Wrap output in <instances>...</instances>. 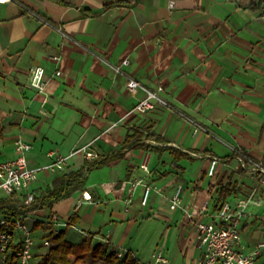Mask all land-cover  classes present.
I'll return each mask as SVG.
<instances>
[{
	"label": "crops",
	"instance_id": "1",
	"mask_svg": "<svg viewBox=\"0 0 264 264\" xmlns=\"http://www.w3.org/2000/svg\"><path fill=\"white\" fill-rule=\"evenodd\" d=\"M251 1L0 3V159L17 157L14 143L19 137L32 145L27 154L30 168L48 164L53 155L68 157L62 171L37 174L31 186L36 196L52 189L56 177L85 169L81 183L52 209L28 213L29 226L36 220L52 222L56 231L67 229L68 239H77H69L74 243L98 232L97 243H109L122 255L129 252L140 264L142 259L153 263L159 248L169 264L176 253L181 264H197L202 256L198 234L194 227L189 235L182 229L184 212L211 220L220 183L233 171H238L240 192L230 201L257 186L253 175L228 160L233 148L264 159V1L257 11L248 7ZM125 60L129 64L123 65ZM117 65L121 73L112 68ZM38 66L46 72L42 92L31 86L32 70ZM58 69L60 76L55 74ZM128 78L151 90L163 87L160 94L173 108L135 111L145 93L130 92ZM195 123L206 131L195 134ZM133 127L167 142L144 136L147 144L175 147L190 158L176 168L169 151L160 154L126 145ZM83 147L95 158L87 160L77 152ZM118 153L123 157L87 171ZM213 157L219 161L210 176ZM145 159L149 173L141 168ZM147 187L150 193L143 205ZM84 193L91 199L85 200ZM176 195L182 204L174 210ZM205 206L207 213L201 217ZM75 213L79 220L68 228ZM190 220L187 224L194 226ZM158 224L163 230L159 244ZM263 225L264 203L241 225L242 252L251 253L264 242ZM35 234L39 238L44 231ZM258 263L264 264V252Z\"/></svg>",
	"mask_w": 264,
	"mask_h": 264
},
{
	"label": "built area",
	"instance_id": "2",
	"mask_svg": "<svg viewBox=\"0 0 264 264\" xmlns=\"http://www.w3.org/2000/svg\"><path fill=\"white\" fill-rule=\"evenodd\" d=\"M10 1L0 0V3H8ZM54 59L60 60L59 57H54ZM122 64L127 65L129 61L125 60ZM112 68L117 73L122 72L121 66L117 65ZM55 74L60 76L62 72L58 69ZM45 75V69L41 66L32 70L31 86L39 92L44 90ZM127 89L130 92L142 90L145 93V98L135 107V111L139 113L145 114L158 107L173 108L160 94L163 91V87L151 90L138 80L128 78ZM200 131H206L205 127L195 123L194 133L196 134ZM14 147L18 154L16 158L11 160L0 159V195L20 196L25 204H30L36 199L31 186L36 180L37 174L44 170L52 172L62 171L65 168L68 157L53 155L48 164L33 169L30 168L27 159V154L32 149V145L19 137L15 140ZM232 151L237 154L236 161L239 163V168L254 175L257 186L263 185L264 162L252 158V156L250 157L242 148H233ZM77 152H83L87 160L95 158V154L88 150L87 147H83ZM218 161L217 157L212 158L208 173L210 176L214 175ZM141 168L149 173L147 159L144 160ZM140 183L141 180H138L133 185ZM149 193L150 187H147L142 201L143 205L147 204ZM84 199L90 200L91 195L84 193ZM179 199L178 195L174 197L172 208H175L180 202ZM255 203L257 202L250 197L248 199L226 201L216 209L213 218L208 221L193 219V216L190 215V219H193L194 228L198 234V246L202 251V256L197 264H259V257L264 252V242L259 243L251 253H244L241 250V225L252 214L250 207L253 204L255 205ZM207 210V206L203 207L199 216L202 217L207 213ZM57 220V216H53V221L56 222ZM27 222V217H0V252L5 254L9 250L11 242H20L21 249L18 251V264H31L34 247L36 246L32 227ZM119 256H122V254L119 253ZM152 257L154 262L151 264H169V259L165 256L163 248H159Z\"/></svg>",
	"mask_w": 264,
	"mask_h": 264
},
{
	"label": "trees",
	"instance_id": "3",
	"mask_svg": "<svg viewBox=\"0 0 264 264\" xmlns=\"http://www.w3.org/2000/svg\"><path fill=\"white\" fill-rule=\"evenodd\" d=\"M264 0H252L248 7L257 11L261 9ZM86 11V10H85ZM144 136L147 140H154L158 143H167L165 139L156 133L145 135L140 128L133 127L128 130L125 144H135V147L150 150L162 154L169 151L174 157L172 163L174 167L180 168L177 164L180 160L190 158L188 153L182 152L175 147L170 146H152L144 142ZM4 138V127L0 115V141ZM245 151V150H244ZM198 152V151H196ZM246 152V151H245ZM247 153V152H246ZM248 154V153H247ZM249 155V154H248ZM251 157V155H249ZM122 158L123 154L118 153L110 158L90 166L87 171L106 165L110 160ZM237 154L228 157L229 161L236 160ZM253 158V157H252ZM264 162V159L262 160ZM242 173H247L241 169ZM85 169L75 173H69L53 180V187L45 195L36 196V199L25 204L20 196H3L0 195V217H27L31 211L52 209L55 203L70 195L75 185L81 183L84 177ZM238 171H233L226 182H221L217 190V200L215 208L218 209L229 198L239 194L240 188L235 176ZM79 220L77 213L73 214L68 220L67 227L75 226ZM44 231V234L38 238L39 244H44V249L36 245L33 251V260L31 264H140L139 259L133 254L127 252L119 256L117 251L111 249L109 243H97L95 236L98 232L90 233L81 242L74 243L67 237V229L56 231L52 222L36 220L32 227L33 235L37 231ZM35 238V237H34ZM21 249V243L13 241L9 250L2 254L0 252V264H18V251Z\"/></svg>",
	"mask_w": 264,
	"mask_h": 264
},
{
	"label": "rangeland",
	"instance_id": "4",
	"mask_svg": "<svg viewBox=\"0 0 264 264\" xmlns=\"http://www.w3.org/2000/svg\"><path fill=\"white\" fill-rule=\"evenodd\" d=\"M161 87V86H160ZM159 88V87H158ZM164 90V89H163ZM165 99V98H164ZM167 101V100H166ZM206 127V126H205ZM207 128V127H206ZM221 139V138H220ZM196 156V155H195ZM200 157L202 158L203 157V155H200ZM197 159L199 160V158H198V156H197ZM224 160V159H223ZM237 163H238V161H237ZM238 166L237 167H239V163L237 164ZM237 167H236V169H237ZM207 172V171H206ZM249 174H251V173H249ZM254 176V175H253ZM255 178V177H254ZM261 187V188H260ZM246 194L244 195V197H242V198H245V199H248L249 197L250 198H252L253 199V201H256L257 203H255V205L253 204L251 207H250V211H251V213L253 212V209L256 207V206H261L264 202L263 201H261V198H264V184L263 185H261V186H254V187H252L251 188V190H249L248 192H245ZM172 203H173V201H172ZM181 204H182V201H180L177 205H176V207L175 208H172V206H171V209H174V210H176L178 207H181ZM254 206V207H253ZM184 215H185V223H186V225L184 224L183 225V227H182V229H186V231H187V235H189L190 234V232H192V230H193V225L192 224H187V221L189 222V219H190V215H191V213H188L187 211H185L184 212ZM252 217V216H251ZM193 220H190V223L192 222ZM159 224H158V244L161 242L160 241V239H161V234L163 233V230L162 231H160L159 230ZM178 225H176V227H177ZM264 226V225H263ZM38 234H35L34 235V237H35V240H36V245H38L41 249H42V251H43V249H44V244H39L38 242H39V240H38ZM69 239H72V240H77V239H74V238H71L70 236H69ZM172 254H175L176 252L175 251H173V249H171V251H170ZM154 262V261H153ZM146 263V260H143L142 259V261H141V264H145ZM182 263V259H181V257H179V256H177V253H176V260L174 261V263L173 264H181Z\"/></svg>",
	"mask_w": 264,
	"mask_h": 264
}]
</instances>
